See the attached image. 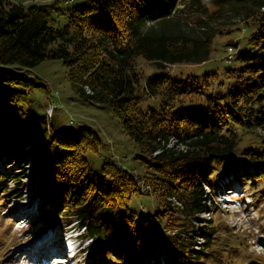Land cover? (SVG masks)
I'll list each match as a JSON object with an SVG mask.
<instances>
[{
	"label": "trees",
	"instance_id": "obj_1",
	"mask_svg": "<svg viewBox=\"0 0 264 264\" xmlns=\"http://www.w3.org/2000/svg\"><path fill=\"white\" fill-rule=\"evenodd\" d=\"M239 8L250 49L223 69L224 82L212 70L143 79L137 58L158 68L207 61L220 24ZM63 13L58 24L52 9L0 0V162L18 167L0 170V195L20 197L7 183L27 181L43 206L38 225L74 220L93 238V262L159 264L158 241L171 264L211 260L214 228L198 215L220 183L264 175V0H90ZM50 59L61 60L75 95L110 108L138 150L141 176L105 159L94 171L86 153L102 140L90 127L56 129L52 112L31 116L28 89L45 83L27 70ZM141 190L158 199L152 218L130 206Z\"/></svg>",
	"mask_w": 264,
	"mask_h": 264
},
{
	"label": "rangeland",
	"instance_id": "obj_2",
	"mask_svg": "<svg viewBox=\"0 0 264 264\" xmlns=\"http://www.w3.org/2000/svg\"><path fill=\"white\" fill-rule=\"evenodd\" d=\"M11 1L26 5L36 3L41 7L52 9L56 23L61 24L65 21V13L63 12L67 8L90 0H72L69 3H64L65 0ZM54 2H57L56 5ZM202 2L206 4L208 0H202ZM55 6L60 12L54 10ZM241 11L242 8H239L237 13H231L225 23L220 24L224 27L220 34L214 36L212 51L207 61L201 64L164 63L158 68L141 58H137V68L142 73L143 79L161 72H168L173 77L196 75L195 77L198 78L203 70H212L215 72V80L224 82L223 69L227 66L237 65L235 53L237 54L239 50L250 49L247 43L250 26L241 19ZM229 45L236 49V52L233 51L231 59L227 58L228 53H226L228 51L226 47ZM27 73L30 76L40 77L45 83V87L39 86L28 89V97L30 98L28 110L32 117L41 116L45 111L47 117L52 112L50 121L56 129L67 127L74 131L79 126L90 127L102 140V146L98 152L88 151L86 153L87 160L94 171L98 170L101 161L105 159L122 166L129 172L134 171L136 176H141L144 166L136 158L138 150L135 144L123 133L120 123L109 107L90 104L73 93L66 78L65 67L60 59L44 60L29 68ZM152 104L155 105L154 102ZM245 138L240 145L244 143ZM1 165L0 162V170H3L7 176H11L18 168L15 162L6 163L5 168ZM26 182L23 180L18 186L14 185V181L7 183L11 187L10 189L16 188L20 192L21 195L17 199L6 194L0 195V264H28L29 262L26 261L22 252L32 242L35 245L39 241L47 240V236L54 237L53 234L56 233H60L58 235L61 236L60 241L63 242L65 227L75 228V232L79 229L74 220L67 222L63 217L55 224L39 226L38 214L43 206L39 204L40 200L37 197H33ZM138 182L140 185V181ZM236 184H238V195L235 193L224 195V200H221V193L215 188L214 196H211L207 202V209L198 215L210 219L215 232L214 242L210 250L214 251L210 257L211 260L202 261L198 264H264V175L260 181L253 183L246 181ZM205 190L209 194L208 188ZM220 200L223 204L229 201L228 206L237 205L235 201H238L240 207L237 209L223 208ZM129 203L134 210L141 211L146 215L150 214L148 216L151 218V211L159 206L158 199L146 190H141L134 195ZM44 208L46 209V207ZM23 211L25 213L29 211L30 214H28L27 221L22 228H17L21 220L16 221V219L20 213L24 214ZM44 237L45 239H43ZM78 241L82 249L76 252L70 264H113L112 261L97 260L93 262L89 257L90 253L87 252L91 240L82 237ZM201 241L202 239L196 236L192 242L193 248L202 249ZM155 249L159 251V264H171L169 255L164 253L169 252L170 249L163 244V241H158ZM205 252V250L200 251L198 254ZM43 253L46 259L51 262L53 253L49 255ZM56 257L64 256L58 254ZM151 263L150 261L149 264Z\"/></svg>",
	"mask_w": 264,
	"mask_h": 264
},
{
	"label": "bare ground",
	"instance_id": "obj_3",
	"mask_svg": "<svg viewBox=\"0 0 264 264\" xmlns=\"http://www.w3.org/2000/svg\"><path fill=\"white\" fill-rule=\"evenodd\" d=\"M23 213L25 214V216L30 214L29 211H27L26 213L24 211ZM58 234L57 233L53 234L54 237L51 236L47 238V240L39 241L37 244L29 246L27 249H25L24 252H22V255H24L26 261L28 260L30 264H52V261L54 262V260L58 259V258H51L52 261L50 262L46 259V257L43 256V252H45V254L48 255L53 250L62 249L61 241L59 238L60 235ZM54 264H61V263H54Z\"/></svg>",
	"mask_w": 264,
	"mask_h": 264
},
{
	"label": "built area",
	"instance_id": "obj_4",
	"mask_svg": "<svg viewBox=\"0 0 264 264\" xmlns=\"http://www.w3.org/2000/svg\"><path fill=\"white\" fill-rule=\"evenodd\" d=\"M67 1H69V0H67ZM227 53H228L227 57H228V58L231 57V50H230L229 48H228Z\"/></svg>",
	"mask_w": 264,
	"mask_h": 264
}]
</instances>
